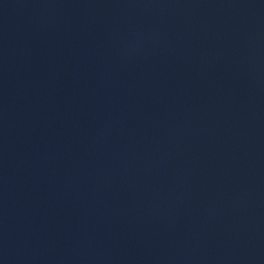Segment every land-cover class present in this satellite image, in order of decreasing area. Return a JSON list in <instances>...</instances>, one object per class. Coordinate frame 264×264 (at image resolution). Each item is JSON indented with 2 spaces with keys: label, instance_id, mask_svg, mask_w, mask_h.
<instances>
[{
  "label": "water",
  "instance_id": "water-1",
  "mask_svg": "<svg viewBox=\"0 0 264 264\" xmlns=\"http://www.w3.org/2000/svg\"><path fill=\"white\" fill-rule=\"evenodd\" d=\"M0 264H264V0H0Z\"/></svg>",
  "mask_w": 264,
  "mask_h": 264
}]
</instances>
